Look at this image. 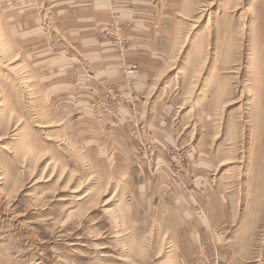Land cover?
Segmentation results:
<instances>
[{"label":"rangeland","instance_id":"374dc122","mask_svg":"<svg viewBox=\"0 0 264 264\" xmlns=\"http://www.w3.org/2000/svg\"><path fill=\"white\" fill-rule=\"evenodd\" d=\"M0 264H264V0H0Z\"/></svg>","mask_w":264,"mask_h":264}]
</instances>
